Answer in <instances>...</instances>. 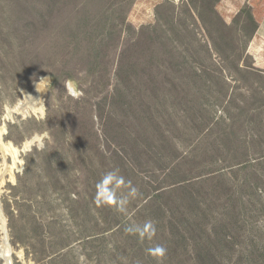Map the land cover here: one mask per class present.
<instances>
[{"label": "rangeland", "instance_id": "374dc122", "mask_svg": "<svg viewBox=\"0 0 264 264\" xmlns=\"http://www.w3.org/2000/svg\"><path fill=\"white\" fill-rule=\"evenodd\" d=\"M263 10L264 0H0V126L22 161L0 182V264H189L192 241L147 252L167 226L147 200L185 178L197 181L206 246L226 264H264V68L249 51ZM41 77L43 113L21 111ZM185 155L191 164L166 176L162 165ZM12 163L0 145V176ZM112 169L139 190L124 213L95 200ZM145 220L151 240L125 231Z\"/></svg>", "mask_w": 264, "mask_h": 264}, {"label": "trees", "instance_id": "16d2710c", "mask_svg": "<svg viewBox=\"0 0 264 264\" xmlns=\"http://www.w3.org/2000/svg\"><path fill=\"white\" fill-rule=\"evenodd\" d=\"M212 11L213 13L218 14L214 7ZM251 17L256 22V26L258 27V22L256 21L254 15H251ZM50 25V21H47V24L43 23L40 28L41 34L47 35ZM146 29H148V27H145L143 31L140 32V36L143 35ZM108 36L109 34L106 31V35L103 36L102 41L105 38L107 39ZM129 50V46L126 47L123 52L124 55ZM125 60L126 58L124 57L120 61L118 68L119 73H126L128 66L125 64ZM190 159L191 156L185 155L179 161L174 162L171 165H169L170 161L168 163H164V165H162L163 168H168L169 172L166 176L169 177L181 174L183 172L181 169H183L187 163L191 164ZM185 177L186 176L183 178ZM205 180H210V178H206L204 181ZM196 183L197 181L190 178H185L176 183H172L171 187L153 193L149 200H147L145 207L146 209H150L152 207L154 212L159 213V218L164 219L167 224V226H164L165 230L161 235V245L165 246L164 244L166 242L169 243V241H173L171 243H173L174 246L176 245L177 249L182 247L188 250V241H192L194 244L193 253L185 251L187 256L186 261H188L189 264H226L223 262L222 257H220L218 253H215L214 250L212 251L211 248H208L205 244V240L212 235V231L209 229L207 230L204 227V219L201 215H204L202 210L205 211V209L202 208L197 196L191 190L192 186L196 185ZM175 193H180V195L183 194L180 199H184L185 201H175ZM215 228L217 229V226H215ZM167 230L169 231L168 233ZM169 233L170 235H168ZM169 236H173L172 240H170L171 238ZM175 249L173 248V250H169V252L171 251V255L176 253L174 251ZM173 256L174 255L171 257Z\"/></svg>", "mask_w": 264, "mask_h": 264}, {"label": "clouds", "instance_id": "9594fccd", "mask_svg": "<svg viewBox=\"0 0 264 264\" xmlns=\"http://www.w3.org/2000/svg\"><path fill=\"white\" fill-rule=\"evenodd\" d=\"M34 83L36 91L39 93L47 91L51 86L48 77H41ZM64 86L66 88L65 92L71 96L81 94L74 84L69 86L68 82H65ZM28 96L30 99L40 101V99H34L31 95ZM138 192V188L132 185L131 181L126 180L119 169H112L103 173L100 180L96 183L95 200L98 205H115L117 211L124 213L127 211V205L133 197L138 195ZM125 231L136 235L141 240H151L156 234V225L151 220H145L142 223L128 225ZM147 252L156 257H163L166 254V248L157 244L148 248Z\"/></svg>", "mask_w": 264, "mask_h": 264}, {"label": "bare ground", "instance_id": "6f19581e", "mask_svg": "<svg viewBox=\"0 0 264 264\" xmlns=\"http://www.w3.org/2000/svg\"><path fill=\"white\" fill-rule=\"evenodd\" d=\"M31 96L34 99H40V101H35V100L31 99L30 103L24 105L26 107L24 109H22L21 111L24 110V112H25V111H28L29 110V111H32V112L38 113V114L43 113L44 107H43L42 93L37 92L36 94H34V95L32 94ZM8 116H10V112H8L5 115L4 118L7 119ZM5 130H6V125L5 124L2 125V126H0V145H1L4 153L11 152V155L13 157V163L11 165H8L5 169H2L3 172H1V176H0V180L1 181L0 182H3L5 180V177L4 176L7 173H9L10 174V177H12V179H13L14 176H15V173L18 172L21 169V167H22V161L19 158V152L21 151V149H19L18 147H16L15 145H13L9 141L8 142L4 141L2 135L5 134ZM33 142H34V139L31 140V141H26L24 143V145H23V149L28 148ZM1 252H2L3 256H7V254H6L7 252L4 250V248L1 249Z\"/></svg>", "mask_w": 264, "mask_h": 264}, {"label": "crops", "instance_id": "0c3cea01", "mask_svg": "<svg viewBox=\"0 0 264 264\" xmlns=\"http://www.w3.org/2000/svg\"><path fill=\"white\" fill-rule=\"evenodd\" d=\"M258 27L253 41L250 44L249 51L254 56L256 65L264 68V10L254 14Z\"/></svg>", "mask_w": 264, "mask_h": 264}]
</instances>
